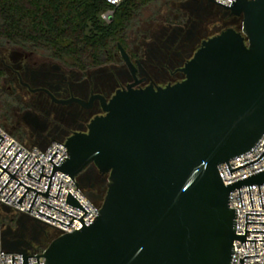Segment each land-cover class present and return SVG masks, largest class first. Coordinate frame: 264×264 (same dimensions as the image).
Instances as JSON below:
<instances>
[{
    "label": "water",
    "instance_id": "95a60500",
    "mask_svg": "<svg viewBox=\"0 0 264 264\" xmlns=\"http://www.w3.org/2000/svg\"><path fill=\"white\" fill-rule=\"evenodd\" d=\"M215 3L241 18L239 29L227 27L203 40L182 67L180 82L117 90L102 104L104 113L91 120L86 134L66 139L67 156L57 166L51 162L53 152L49 176L42 174L43 165L38 178L29 176L38 160L26 172L38 181L40 175L49 177L46 191L13 176L28 154L13 174L5 170L20 148L5 168L0 166L9 179L35 191L27 211L37 193L50 195L56 170L69 175L76 187L73 178L89 164L108 175L99 212L87 226L82 219L87 212L69 192L65 203L84 211L79 218L40 201L72 218L65 224L36 212L67 226L77 219L82 226L50 240L43 254L29 255L37 264L38 256L45 264H230L234 239L264 240L245 239V232H264L246 230V223H264L246 221V214L257 213H245L244 234H235L236 209L229 208V192L242 185L257 184L260 197L264 170L226 185L217 170L226 162L231 174L264 153L232 169L228 164L264 134V0ZM118 49L130 64L120 44ZM60 183L56 196H50L57 197ZM260 203L262 208L261 197ZM1 209L9 212L6 206ZM27 257L22 253V264H28Z\"/></svg>",
    "mask_w": 264,
    "mask_h": 264
},
{
    "label": "flooded vegetation",
    "instance_id": "af4514ba",
    "mask_svg": "<svg viewBox=\"0 0 264 264\" xmlns=\"http://www.w3.org/2000/svg\"><path fill=\"white\" fill-rule=\"evenodd\" d=\"M160 4V5H159ZM230 15L214 0H158L147 15L137 16L115 42L112 59L79 69L51 60L22 46L0 47V98L44 147L86 134L117 90L165 87L184 78L182 67L203 40L233 27ZM229 25V26H228ZM122 46L130 64L120 56ZM106 173L87 165L74 180L83 194L99 203L107 187ZM8 215V213H7ZM6 248L46 247L54 233L35 220L12 213L2 225Z\"/></svg>",
    "mask_w": 264,
    "mask_h": 264
},
{
    "label": "built area",
    "instance_id": "2783aa9c",
    "mask_svg": "<svg viewBox=\"0 0 264 264\" xmlns=\"http://www.w3.org/2000/svg\"><path fill=\"white\" fill-rule=\"evenodd\" d=\"M104 1L109 6V9L101 13V18L107 21L109 20L108 16L109 15L112 16L113 9L117 8L123 2V0H104ZM214 1L215 2L219 1L225 5H229V3L231 2V0H214ZM217 6L222 10L227 11L226 8L223 7V5L217 4ZM0 136L3 137L2 140L0 137L1 140L0 156L4 153L0 158V166L2 168H5L8 162L11 160V158L20 148L19 151L16 153V155L13 157V159L10 161V163L7 165L5 170L8 171L10 174H13V172L16 170V168L19 166V164L28 154V156L25 158V160L22 162V164L13 174V176L24 185H27L40 192L46 191L49 177L40 175V179L38 181L29 176L38 178L41 170V165H43L42 174L49 176L52 169V163H54L57 166L60 163V160L63 157L67 156L65 143L55 141L45 145L44 147H40L38 145L26 146L16 138H14L1 126H0ZM263 150H264V134L259 138V140L251 148V150L239 154L238 156H235L228 160L230 169L258 158ZM54 151H56L57 153L51 158V162H52L51 163L49 161V158L51 157ZM36 160H38L39 162ZM35 161L36 163L34 164ZM31 166L32 168L30 169ZM217 170L219 172L222 183L224 185L229 184L231 182H234L236 180H239L241 178H244L261 170H264V153L255 162H252L236 170H233L231 171V174L228 170L226 162L219 164ZM1 171L2 169L0 168V173ZM27 171L29 176L26 175ZM9 177L10 175L7 174L5 171H3L0 174V189L9 179ZM17 180L10 178L9 181L5 184V186L1 189L0 207L6 206L8 207L9 211L27 216L35 220L39 224L51 229L54 233V238L65 233H70L74 231V229L77 230L82 226L80 221L77 219H72V221L68 226L65 225L68 224L72 216L79 218L84 213V211L65 203L67 192H69L87 212L82 216L83 223L86 226L91 223V220L99 212L101 203L100 202L95 203L90 201L83 194L81 189L77 188L78 186L77 187L75 186L70 176L62 173L59 170L53 172L47 192V194L56 196L58 185L61 180L57 197L54 198L50 195L43 196L42 194L37 193L29 211H27L34 197L35 191L29 188H27L26 190L24 186L18 184L19 182ZM258 185H259L260 197L262 202V208H261L257 184L248 185V187L247 185H242L238 187V189L235 188L229 192V208L236 209L235 234H244L245 213L264 214V183ZM248 188H249L252 207L250 205ZM25 190L26 193L21 203L20 204L17 203L16 201L19 199V197L23 194ZM238 190H239V194H238ZM239 195H240V199H239ZM40 201L72 216L67 215L61 211H58L50 206H47L41 203ZM36 210L65 224L60 223L43 214H40L36 212ZM257 214H246V221L264 222V215H257ZM2 229L3 227L0 226V232ZM246 230H264V223H246ZM245 239H264V232H245ZM254 242H255V247H254ZM244 243H245V247H244ZM244 243H240L237 239L233 240L232 245L235 252L232 253L230 264H240L238 260L243 256H246L242 258L243 264H264V260H263L264 240L244 241ZM1 245L2 244L0 240V264H11V256H13V264H22V253H25V256H28L27 257L28 264H37L36 257L29 255H41L43 254L45 249V247H37L34 249H29V248L24 249L25 252L9 251L3 249ZM248 255H256V256H248ZM37 259H38V264H45V258L43 256H38Z\"/></svg>",
    "mask_w": 264,
    "mask_h": 264
},
{
    "label": "trees",
    "instance_id": "16d2710c",
    "mask_svg": "<svg viewBox=\"0 0 264 264\" xmlns=\"http://www.w3.org/2000/svg\"><path fill=\"white\" fill-rule=\"evenodd\" d=\"M156 1L123 0L105 21L101 13L109 6L104 0H0V43L25 47L69 67H93L106 56L112 59L126 26ZM236 21L232 26L238 30L241 18Z\"/></svg>",
    "mask_w": 264,
    "mask_h": 264
},
{
    "label": "rangeland",
    "instance_id": "374dc122",
    "mask_svg": "<svg viewBox=\"0 0 264 264\" xmlns=\"http://www.w3.org/2000/svg\"><path fill=\"white\" fill-rule=\"evenodd\" d=\"M156 2L151 3L145 9H143L138 16H145L147 13L153 10V6ZM160 5V4H159ZM137 18V17H136ZM135 18V21H136ZM109 21V20H107ZM234 25L237 24V21H234ZM229 26V25H228ZM0 47H5V44L0 43ZM20 120L15 119L13 115L9 112L7 106L3 103V100L0 98V126L3 127L8 133H10L14 138L19 140L26 146L38 145V141L34 138L27 130L23 129V126ZM11 214V211L4 212L0 207V226L7 225L8 215ZM13 213V212H12Z\"/></svg>",
    "mask_w": 264,
    "mask_h": 264
}]
</instances>
